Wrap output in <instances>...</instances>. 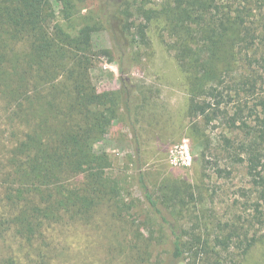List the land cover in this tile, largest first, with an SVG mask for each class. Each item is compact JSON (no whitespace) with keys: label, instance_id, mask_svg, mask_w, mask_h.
Wrapping results in <instances>:
<instances>
[{"label":"trees","instance_id":"16d2710c","mask_svg":"<svg viewBox=\"0 0 264 264\" xmlns=\"http://www.w3.org/2000/svg\"><path fill=\"white\" fill-rule=\"evenodd\" d=\"M144 2L101 0V22L76 28V0H0L1 117L10 128L26 129L10 133L16 142L0 169L9 212L0 220V237L11 233L21 241L30 264H51L55 249L46 234L54 226L95 227L105 221L111 237L104 264L120 259L153 264L155 232L131 234L125 214L131 205L121 198V180L109 176V155L90 152L120 110L134 140L136 184L161 230L171 236L166 257L155 264H240L264 236V0H167L158 10ZM56 4L66 26L54 24ZM131 15L143 19L134 35L141 44L151 45L153 29L162 43L170 36L169 50L186 78L188 137L198 148L192 182L145 169L137 117L149 101L147 96L138 101L136 87L127 83L126 41L112 36L114 45L124 46L116 48L117 97L105 99L92 82L94 33L113 22L122 27ZM238 166L245 167L250 184L239 189L246 202L240 206L236 200L238 214L226 223L219 220V233H207L205 210L191 214L192 228L179 222L180 210L207 200V178L230 179ZM247 213L248 226L242 224ZM0 264L22 263L5 255Z\"/></svg>","mask_w":264,"mask_h":264},{"label":"rangeland","instance_id":"374dc122","mask_svg":"<svg viewBox=\"0 0 264 264\" xmlns=\"http://www.w3.org/2000/svg\"><path fill=\"white\" fill-rule=\"evenodd\" d=\"M144 3L146 8L158 10L167 3V0H146ZM76 5L80 17L74 23L76 28L101 22V0H76ZM55 8L57 16L54 24L66 26L67 23L60 15L61 6L56 4ZM127 21L128 24H122V27L130 28L131 32L123 31V33L122 27H119L117 22H113L107 25L106 29L94 33L93 46L90 50L94 60L91 70L92 82L97 92L102 97L105 96V99L117 97L114 93L121 89V73L120 53L116 48L121 50L124 46L120 43L114 45L112 36L123 39L124 44L126 41L128 61L131 62L130 72L125 76L128 79L127 83H132L136 87L135 95L138 101L147 99L146 96L149 101L148 104L144 101L137 117L143 140L145 169H152L162 176L168 175L171 179L182 182L191 181L196 178L195 158L198 148L188 137L190 120L185 116L186 78L176 63L174 53L169 50L168 42L171 38L166 35V41L162 43L159 31L153 29L150 33L151 45L145 46L134 36L138 24H141L143 19L136 21L135 15H131ZM133 21L136 23H132ZM1 104L0 101V169L3 170L7 163V155L16 142L10 133L15 129L22 134L26 129L19 126L10 128L1 117ZM119 112V118L108 133L92 141L90 152L93 155L102 153L109 155L112 164L108 169L109 176L121 180L123 185L120 188L121 198L131 205V209L125 211L131 226V234L136 235L139 229L143 230L145 236L149 231L155 232L156 239L153 241L151 260L155 264L157 259L166 257L170 249L171 236L167 230H161L157 219L149 212L136 184L134 140L124 112L122 110ZM162 130H165V134L161 133ZM218 135L214 134L216 140L219 139ZM234 170L230 179H219L215 175L207 178L205 180L207 188H204L209 189L207 200L198 208L189 205L180 210L177 215L179 222L188 229L192 228L195 224L190 220L191 214L205 210L208 211L207 219L211 225L207 233L213 236L219 233V228H216L219 220L226 223L238 212L236 200L241 199L239 189L250 186L245 167L238 166ZM212 190L216 193L214 194ZM245 202L244 198L241 199L240 206ZM8 213L6 196L0 181V220L6 218ZM99 216L96 220L102 222ZM249 218V213L245 214L242 224L248 226ZM171 219L174 220L172 216ZM98 225L94 227L78 223L76 226H54L49 229L46 238L55 249L51 264H104V247L108 244L111 234L108 232L106 221L100 224V227ZM260 234H264V229ZM2 239L0 237V245L4 250L0 249V257L11 255L22 264H30L31 259L27 258L30 253L28 248L22 247L21 241L13 238L11 233L3 239L5 243H2ZM116 263L124 264L122 259ZM240 264H264V236L243 257Z\"/></svg>","mask_w":264,"mask_h":264}]
</instances>
